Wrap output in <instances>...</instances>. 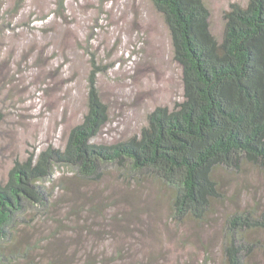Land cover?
Wrapping results in <instances>:
<instances>
[{
	"label": "rangeland",
	"instance_id": "1",
	"mask_svg": "<svg viewBox=\"0 0 264 264\" xmlns=\"http://www.w3.org/2000/svg\"><path fill=\"white\" fill-rule=\"evenodd\" d=\"M205 2L211 30L221 39L225 14L232 5L247 6L249 0ZM181 70L152 0H0V185L16 161L37 158L51 146H66L71 130L89 112L93 71L110 115L94 143L111 145L139 134L158 107L173 110L184 101ZM73 174L56 173L55 183L48 185L58 187L54 204L28 213L20 233L53 234L61 222L64 230L57 234L106 231L125 234L126 244L130 234H142V242L134 236L132 246L125 245L132 252H126L124 264H225L223 215L244 206L253 208L255 202L249 198L264 194L259 171L218 170L216 179L228 203L216 206L212 223H178L173 220L170 195L158 183L147 181L139 190L141 199L126 209L120 204L107 206L123 190L117 171L107 173L100 183L81 187ZM64 176L67 181H59ZM67 184L75 194L64 191ZM79 196L85 197L86 209L74 216L72 207ZM66 200L70 202L60 205ZM132 212L126 224V215ZM253 234L264 244V233ZM107 247L115 252L118 245L110 242ZM46 254L30 251L36 260L31 264H48ZM253 264H264V254L255 255Z\"/></svg>",
	"mask_w": 264,
	"mask_h": 264
},
{
	"label": "trees",
	"instance_id": "2",
	"mask_svg": "<svg viewBox=\"0 0 264 264\" xmlns=\"http://www.w3.org/2000/svg\"><path fill=\"white\" fill-rule=\"evenodd\" d=\"M152 1L182 68L184 101L173 110L155 109L140 133L126 141L96 144L110 115L93 71L89 112L71 130L66 146H51L37 158L16 161L0 185V264L35 263L30 258L33 250L45 251L48 264H124L126 252H132L125 245L132 246L134 236L142 239V234H130L126 244L125 234H95L92 229L57 234L64 230L61 222L53 234H21L28 213L54 204L58 187L48 185L55 183L59 171L73 172L80 187L100 183L107 173L117 171L123 190L107 206L133 208L141 199L140 188L147 181L158 183L170 195L175 222L204 225L213 222L216 206L228 203L216 179L218 170L234 173L249 167L264 176V0L232 5L225 14L221 39L211 30L205 0ZM63 189L76 193L68 184ZM256 196L260 200L255 201ZM249 199L255 202L253 208L244 206L223 215L225 264H253L255 255L264 254L262 240L252 238L255 232L264 233V194ZM77 201L74 216L86 209L85 197ZM131 215H126V224ZM110 242L118 245L115 252L107 247Z\"/></svg>",
	"mask_w": 264,
	"mask_h": 264
}]
</instances>
